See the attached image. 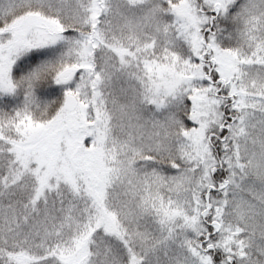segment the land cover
Returning a JSON list of instances; mask_svg holds the SVG:
<instances>
[{"label":"snow or ice","instance_id":"6c2138e0","mask_svg":"<svg viewBox=\"0 0 264 264\" xmlns=\"http://www.w3.org/2000/svg\"><path fill=\"white\" fill-rule=\"evenodd\" d=\"M0 264H264V0H0Z\"/></svg>","mask_w":264,"mask_h":264}]
</instances>
